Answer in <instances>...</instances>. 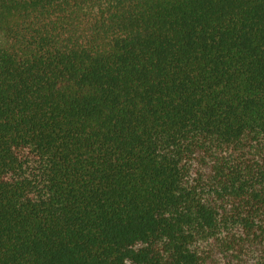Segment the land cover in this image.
Returning a JSON list of instances; mask_svg holds the SVG:
<instances>
[{
	"label": "trees",
	"instance_id": "1",
	"mask_svg": "<svg viewBox=\"0 0 264 264\" xmlns=\"http://www.w3.org/2000/svg\"><path fill=\"white\" fill-rule=\"evenodd\" d=\"M0 264H264V0H0Z\"/></svg>",
	"mask_w": 264,
	"mask_h": 264
}]
</instances>
